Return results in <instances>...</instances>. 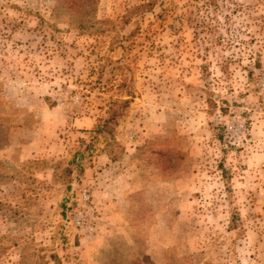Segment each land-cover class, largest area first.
Returning <instances> with one entry per match:
<instances>
[{"label": "rangeland", "instance_id": "obj_1", "mask_svg": "<svg viewBox=\"0 0 264 264\" xmlns=\"http://www.w3.org/2000/svg\"><path fill=\"white\" fill-rule=\"evenodd\" d=\"M68 5L0 0V264H264V0Z\"/></svg>", "mask_w": 264, "mask_h": 264}, {"label": "trees", "instance_id": "obj_2", "mask_svg": "<svg viewBox=\"0 0 264 264\" xmlns=\"http://www.w3.org/2000/svg\"><path fill=\"white\" fill-rule=\"evenodd\" d=\"M65 2H67L69 5L68 7L71 9H74L76 7H82V6H92L95 2V0H64ZM130 103V100H126V101H122V102H118V103H114L111 107V110L109 112L110 117L105 120L97 129L96 134L97 135H105L107 136H112L113 132H114V124L117 121V119L119 117H122L123 115V109L128 107ZM212 104V103H210ZM109 140V142L113 143V138L111 137ZM44 258V257H43ZM51 259L53 260H57V256L56 255H52ZM26 261V257L22 256V264H25ZM45 264H48L47 261H44ZM27 264V263H26ZM32 264H37V263H32ZM130 264H146V261H141V260H133L132 263Z\"/></svg>", "mask_w": 264, "mask_h": 264}, {"label": "built area", "instance_id": "obj_3", "mask_svg": "<svg viewBox=\"0 0 264 264\" xmlns=\"http://www.w3.org/2000/svg\"><path fill=\"white\" fill-rule=\"evenodd\" d=\"M84 196L86 197L87 200L89 199V195L87 192L84 193Z\"/></svg>", "mask_w": 264, "mask_h": 264}]
</instances>
